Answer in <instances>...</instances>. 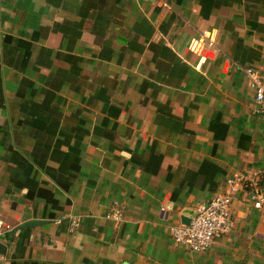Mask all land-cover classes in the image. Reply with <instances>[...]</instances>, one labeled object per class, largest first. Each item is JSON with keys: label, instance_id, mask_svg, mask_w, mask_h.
Wrapping results in <instances>:
<instances>
[{"label": "crops", "instance_id": "obj_1", "mask_svg": "<svg viewBox=\"0 0 264 264\" xmlns=\"http://www.w3.org/2000/svg\"><path fill=\"white\" fill-rule=\"evenodd\" d=\"M243 68L264 77V0H0V264H264ZM252 171L258 208L240 187L207 248L173 240Z\"/></svg>", "mask_w": 264, "mask_h": 264}, {"label": "built area", "instance_id": "obj_2", "mask_svg": "<svg viewBox=\"0 0 264 264\" xmlns=\"http://www.w3.org/2000/svg\"><path fill=\"white\" fill-rule=\"evenodd\" d=\"M242 71L247 79L248 87L252 90L253 100L258 110L264 113V77H260L252 68H243ZM260 173L264 175V167ZM257 175L258 171H252L250 175L236 173L227 178L224 192L212 196L206 203L198 204L188 226L169 227L173 240L195 251L207 248L215 234L224 233L230 229L228 206L240 187L254 207L260 206L262 197L255 179ZM72 224H76V221L72 220Z\"/></svg>", "mask_w": 264, "mask_h": 264}, {"label": "water", "instance_id": "obj_3", "mask_svg": "<svg viewBox=\"0 0 264 264\" xmlns=\"http://www.w3.org/2000/svg\"><path fill=\"white\" fill-rule=\"evenodd\" d=\"M195 215V209L184 207L178 213V222L181 226H188L192 217ZM5 246L0 242V254L4 253Z\"/></svg>", "mask_w": 264, "mask_h": 264}]
</instances>
